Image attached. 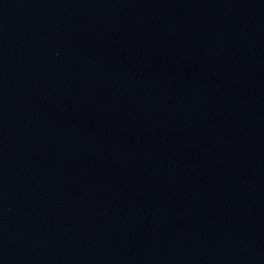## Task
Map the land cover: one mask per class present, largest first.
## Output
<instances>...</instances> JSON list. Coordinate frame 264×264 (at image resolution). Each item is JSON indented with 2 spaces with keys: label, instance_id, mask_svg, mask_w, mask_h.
Here are the masks:
<instances>
[{
  "label": "water",
  "instance_id": "obj_1",
  "mask_svg": "<svg viewBox=\"0 0 264 264\" xmlns=\"http://www.w3.org/2000/svg\"><path fill=\"white\" fill-rule=\"evenodd\" d=\"M0 264H264V0H0Z\"/></svg>",
  "mask_w": 264,
  "mask_h": 264
}]
</instances>
